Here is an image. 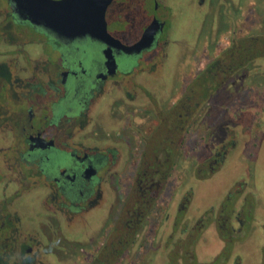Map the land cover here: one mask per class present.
<instances>
[{
    "label": "flooded vegetation",
    "instance_id": "obj_1",
    "mask_svg": "<svg viewBox=\"0 0 264 264\" xmlns=\"http://www.w3.org/2000/svg\"><path fill=\"white\" fill-rule=\"evenodd\" d=\"M50 1L0 0V264H111L119 250V264H167L176 242L202 220L210 222L197 243L215 224L223 252L221 217L233 230L231 257L243 238L234 222L244 224L250 213L238 206L244 196L255 200L253 181L237 183L217 211L194 220L187 213L194 189L179 193L192 176L219 172L236 146L224 132L211 136L225 120L195 134L208 128L211 100L262 67L257 58L227 71L233 57L241 62L244 40L264 35V20L243 35L242 0H76L74 10H86L85 26L95 33L105 5L118 42L108 44L78 35L77 18L63 23L56 13L59 22L51 21ZM182 16L188 24L180 34ZM146 32L150 46L120 47ZM199 58L203 68L180 94L184 78L175 68Z\"/></svg>",
    "mask_w": 264,
    "mask_h": 264
},
{
    "label": "rangeland",
    "instance_id": "obj_2",
    "mask_svg": "<svg viewBox=\"0 0 264 264\" xmlns=\"http://www.w3.org/2000/svg\"><path fill=\"white\" fill-rule=\"evenodd\" d=\"M243 1V35L247 31H251L253 27H256V22L260 23L264 20V0H242ZM188 24L187 17H180L178 25L180 26L178 32L181 34L183 29ZM217 29L216 19L214 16L210 20L211 30V45H213L215 34ZM222 40V39H221ZM225 42L226 39H225ZM223 45L219 44L218 46ZM170 62L168 67L171 68ZM176 61H174L175 63ZM187 67L182 64H178L173 75L184 83H180L179 93L181 94L188 85L194 74L198 70L203 68L201 63H205L201 58L199 62L194 61ZM259 64L262 67L259 69H252L243 73L242 80L231 85H227L224 90H221L219 94L211 100L210 108L208 109L211 114L208 128L206 131H199L195 134V138L199 135L207 134L210 128H213V124L219 120H225L222 124L218 125L216 132L213 135L222 134L226 139L235 138V148L227 157L222 169L215 173L209 179H201L198 177H191L188 180V184L180 187V196L190 184L194 189L191 205L187 212L189 218L194 220L201 217L205 211L215 208L217 211L229 192L239 182L246 181L247 183L253 181L251 186L255 189V200L250 201L246 196L242 197L238 208L242 205H247L250 208L249 216L245 219L244 224L241 222L239 225L234 222L237 230H239L243 236L242 242L236 244L233 250L232 256L228 257L225 264H235L236 260L240 258V264H262L264 253V84L260 87L258 83L264 76V60H260ZM172 71L168 69L166 72ZM166 74V73H165ZM237 108V109H236ZM215 115V117H214ZM210 123L212 126H210ZM259 133V138H258ZM219 140V138H217ZM209 143L214 142V138H211ZM208 143V144H209ZM193 143H190L192 147ZM215 144H212V146ZM209 148L211 149L210 145ZM251 153H254L251 156ZM193 154V153H192ZM192 155H189L185 159L182 165L184 173L190 171L192 164ZM255 160L253 168V176L250 171V162ZM186 160L189 161L186 162ZM191 175V174H190ZM215 224H212L205 233L204 239L197 243L196 255L200 263L208 264L213 262L224 248V242L220 239L216 232ZM164 236V235H163ZM195 245V246H196ZM135 264V263H133Z\"/></svg>",
    "mask_w": 264,
    "mask_h": 264
},
{
    "label": "trees",
    "instance_id": "obj_3",
    "mask_svg": "<svg viewBox=\"0 0 264 264\" xmlns=\"http://www.w3.org/2000/svg\"><path fill=\"white\" fill-rule=\"evenodd\" d=\"M231 52H235L233 49ZM257 58H264V35L258 38H247L243 41V55L241 62L233 57L231 65L227 64L228 72H236L239 70H246L254 62ZM209 71V69H208ZM227 72V75L229 74ZM207 72H205V75ZM212 90V89H211ZM207 94V93H205ZM184 212H181V216ZM181 219V218H180ZM228 217H221L219 220V232L221 237L226 241L227 246L226 249L211 263L209 264H225L230 255V250L233 244V240L231 238L233 230L228 223ZM210 220L204 222V220L200 221L192 230L187 231V236L190 238L183 240V238L179 239L174 248L171 250L169 255V260L167 264H202L198 262L195 255V245L202 235L203 230L208 226ZM185 229V226H184ZM126 244V243H124ZM117 245V244H116ZM125 248V245H121L119 248ZM122 250L116 251L114 253L113 258L110 260L111 264H119L120 263V255H122Z\"/></svg>",
    "mask_w": 264,
    "mask_h": 264
},
{
    "label": "water",
    "instance_id": "obj_4",
    "mask_svg": "<svg viewBox=\"0 0 264 264\" xmlns=\"http://www.w3.org/2000/svg\"><path fill=\"white\" fill-rule=\"evenodd\" d=\"M50 1V0H49ZM75 3H76V0H63V1H60V2H53V1H50L48 2L47 4V11H53L51 14H50V17H54L56 16V13L59 17V14L61 16L62 13H64V17H60L61 19V22H66V23H69V21H71V23L75 24L74 21H76V18L83 24L82 26V30L81 29H78L79 32L77 33L78 35L80 34H91L92 37L98 39V40H102L103 42L105 43H108V44H118V42H116V40L108 33V30H107V25H106V21H105V5L103 6V8L99 11V15H98V18H97V22H98V27H99V30L97 33H95V31L93 29H88L86 26H85V23H87V16H82V15H86V10L83 9L82 11L81 10H77L75 11L74 10V7H75ZM59 13V14H58ZM89 14V13H87ZM98 14V13H97ZM82 16V17H81ZM57 17V16H56ZM56 17H54L53 19L50 18L51 21H58V19H56ZM82 19H81V18ZM54 28L59 30L62 28V25L60 24H53ZM91 28V27H90ZM151 38H149V33L146 32V34L144 35L143 39L141 40V42H139L138 44L132 46V47H126L124 45L120 43V47L126 51L127 53H131V52H139V50L141 49H144L148 46H150L151 44Z\"/></svg>",
    "mask_w": 264,
    "mask_h": 264
}]
</instances>
